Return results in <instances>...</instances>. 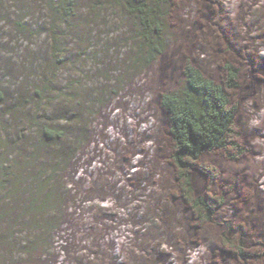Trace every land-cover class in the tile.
Instances as JSON below:
<instances>
[{
	"label": "rangeland",
	"instance_id": "rangeland-1",
	"mask_svg": "<svg viewBox=\"0 0 264 264\" xmlns=\"http://www.w3.org/2000/svg\"><path fill=\"white\" fill-rule=\"evenodd\" d=\"M100 1L76 0L84 26L69 43L73 62L50 73L44 67L53 38L67 34L64 24L51 25L54 3L0 0V144L6 146L0 156L27 150L33 123L57 114L33 107V85L41 80L55 111L75 96L68 107L78 111L76 136L86 140L60 172L67 203L51 250L43 253L41 246L23 254L32 239L24 230L0 245V264H32L26 261L34 257L33 264H264V255L245 261L222 243L224 232L236 242L240 225L244 249L264 250V0H176L167 20L168 50L141 73L123 75L117 96L114 77H105L119 57H127L129 19L115 2L100 10ZM186 58L217 82L224 61L239 69L231 97L240 151L218 150L199 161L209 173L194 172L197 190L225 197L214 221L201 227L177 195L158 103L162 92L178 87ZM158 207L165 221L156 217Z\"/></svg>",
	"mask_w": 264,
	"mask_h": 264
},
{
	"label": "trees",
	"instance_id": "trees-1",
	"mask_svg": "<svg viewBox=\"0 0 264 264\" xmlns=\"http://www.w3.org/2000/svg\"><path fill=\"white\" fill-rule=\"evenodd\" d=\"M175 1L99 2L98 7L102 11H106L105 9L115 2L129 19L126 24L128 37L124 39L127 57H119L109 76L105 77L106 81L114 77L113 81L117 84L116 88H112V95L117 96L122 90L125 83L123 75L141 73L168 50L167 20L174 11ZM51 2L54 3L50 6L51 25L55 21L60 25L64 24L63 30H66L67 34L61 31L60 38H53L52 59L48 62L50 67L48 64L44 67L49 69L50 73L59 71L61 67L73 62L69 43L72 38L76 41L79 30L84 26V23L77 20L76 0ZM83 54L82 52L78 57ZM221 68L222 80L217 82L186 58L181 64V80L178 87L162 92L158 98L159 106L166 117L167 134L171 144L169 160L173 167L177 195L189 211L190 220L196 227L213 222L225 199L223 194L216 197L197 190L194 172L201 169L202 172L209 173L199 161L205 154L218 150L240 151L234 140L237 105L231 97L233 90L238 87L239 69L230 61H224ZM128 70L132 73H128ZM41 81V85H33V107L42 106L51 114L53 111L57 114L54 117L47 115L43 123L37 120L33 123V138L27 150L15 148L0 156V245L8 244L15 237L20 238L19 234L24 230L29 231L32 239L25 242L21 250L23 254H31L36 247L41 246L43 253L51 250L54 242L52 235L62 223L67 203L66 184L59 179L60 172L68 166L69 161L86 141L83 137L79 140L77 125L74 126L81 119L78 111L68 107L75 96H69L68 103L62 107L60 103L58 111H55V99L44 97L48 85L43 83L47 81ZM70 122L73 126L69 131ZM2 147L6 146L0 144V151H4ZM210 183L208 190L212 189L216 182L212 180ZM164 212L160 207L157 208L156 217L160 221L166 220L163 217ZM15 224L18 227L13 229ZM234 230L239 235L236 242H230L225 232L222 234V243L228 247L230 253L244 258L245 261L264 255V250L250 253L247 248L244 249L247 244L241 235L242 227L238 225ZM35 258H26V262L36 263ZM23 262L20 261L19 264Z\"/></svg>",
	"mask_w": 264,
	"mask_h": 264
}]
</instances>
